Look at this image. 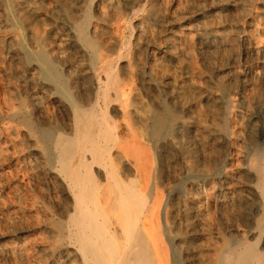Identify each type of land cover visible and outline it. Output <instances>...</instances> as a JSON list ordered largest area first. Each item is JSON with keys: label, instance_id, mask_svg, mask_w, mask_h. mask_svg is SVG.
Instances as JSON below:
<instances>
[{"label": "rangeland", "instance_id": "rangeland-1", "mask_svg": "<svg viewBox=\"0 0 264 264\" xmlns=\"http://www.w3.org/2000/svg\"><path fill=\"white\" fill-rule=\"evenodd\" d=\"M39 58L82 105L115 72L110 119L160 196L168 264L262 261L264 0H0V264H83L40 139L74 117Z\"/></svg>", "mask_w": 264, "mask_h": 264}, {"label": "bare ground", "instance_id": "bare-ground-1", "mask_svg": "<svg viewBox=\"0 0 264 264\" xmlns=\"http://www.w3.org/2000/svg\"><path fill=\"white\" fill-rule=\"evenodd\" d=\"M39 59L44 78L54 83L57 92L70 102L74 117L71 133L54 135L46 129L40 139L54 145L56 167L72 195L67 224L70 227L69 237L82 263L168 264L157 219L160 196L145 193L131 178V172H134L141 181L145 179L144 162L141 163V154L137 153V149L131 150L129 143L127 145V141L119 136L116 125L110 119L109 103L113 100L110 91L118 88L115 72L109 70L107 80L98 82L96 102L82 105L71 100L73 92L51 63ZM114 148L118 151L116 157ZM118 165L123 169L120 170ZM164 214V223L168 227L166 209ZM176 257L174 254L173 260L178 264ZM255 264H264V258Z\"/></svg>", "mask_w": 264, "mask_h": 264}]
</instances>
